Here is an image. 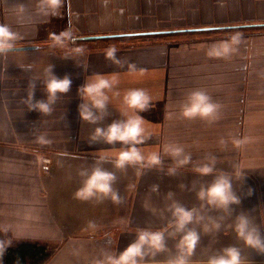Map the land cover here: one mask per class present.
Listing matches in <instances>:
<instances>
[{
	"label": "crops",
	"instance_id": "obj_1",
	"mask_svg": "<svg viewBox=\"0 0 264 264\" xmlns=\"http://www.w3.org/2000/svg\"><path fill=\"white\" fill-rule=\"evenodd\" d=\"M42 5L0 0V25L18 35L16 47H32L0 56V228L49 244L44 264H99L142 231L161 233L162 246L140 264H172L181 254L187 264H208L227 248L239 252L240 264H264V246L248 245L237 230L245 217L264 242V0H62L56 14ZM171 30L182 31L80 39ZM111 47L119 63L107 58ZM50 64L57 78H70V90L51 113L29 111V81H36L34 102L45 99ZM97 76L112 87L108 115L94 125L80 119L78 90ZM132 89L147 91L150 110L126 105ZM197 90L220 106L214 118L182 116ZM137 115L144 159L116 168L121 145L93 143L90 134ZM97 166L116 176L119 202L74 198L81 172ZM204 166L212 171H198ZM220 176L239 203L225 208L199 198ZM177 206L193 211L182 231ZM189 231L198 237L190 253L181 247Z\"/></svg>",
	"mask_w": 264,
	"mask_h": 264
},
{
	"label": "clouds",
	"instance_id": "obj_2",
	"mask_svg": "<svg viewBox=\"0 0 264 264\" xmlns=\"http://www.w3.org/2000/svg\"><path fill=\"white\" fill-rule=\"evenodd\" d=\"M51 10L53 14L58 13L62 6V0H43V5ZM18 35L13 32L8 26L0 25V56L7 55L14 51ZM117 49L111 47L107 50V58L119 63L116 59ZM130 70H135V65H129ZM71 80L67 76L60 79L53 74V68L50 64L45 70V79L43 81V93L45 99L34 102V92L36 81H29L31 91L27 95L24 103L28 106L29 111H36L40 114H49L53 110V105L56 103L60 95H65L69 92ZM112 87L111 81L103 76H97L95 80H86V83L78 90V94L82 93L81 98L83 103L79 106L80 119L89 124H99L108 115L107 109L108 97L105 93L106 89ZM85 98L87 102H85ZM125 103L128 107L145 112L150 110L151 97L144 89L129 90L125 97ZM219 105L212 102L211 98L203 91H194L189 97V103L182 109L184 118H194L199 116L204 119H212L219 110ZM143 117L137 115L134 119H125L113 121L107 127H96L90 134V139L93 143L103 142L108 145H121V151L114 161L116 168H125L129 165H134L143 161L137 145L142 144V123ZM182 149L176 148L172 151L174 156H179ZM187 161L180 160L183 164ZM153 164L159 163L158 156H152ZM198 171L207 174L212 171L208 166H204ZM83 177L82 186L74 193V198L78 200H102L110 197L113 201L119 202V194L112 188V184L116 180L114 173L105 170L102 167H93L89 172L87 170L81 172ZM199 198L206 201L210 205L227 208L231 204L239 203L238 198L232 192V186L229 178L220 176L207 188L199 192ZM174 222L178 231L185 229L193 220V211L187 210L182 206L175 207L173 212ZM237 230L241 237H244L245 242L252 247H262L264 242L258 234L254 235V230L248 228V220L245 217L239 218ZM198 237L195 232L189 231L184 236L181 247H187L190 253L194 247ZM162 246V234L142 231L137 239L132 242L123 252L117 256L108 255L99 264H140L148 249H159ZM172 264H187L185 256L181 254ZM208 264H240L239 252L235 248H227L219 256L211 257Z\"/></svg>",
	"mask_w": 264,
	"mask_h": 264
},
{
	"label": "trees",
	"instance_id": "obj_3",
	"mask_svg": "<svg viewBox=\"0 0 264 264\" xmlns=\"http://www.w3.org/2000/svg\"><path fill=\"white\" fill-rule=\"evenodd\" d=\"M52 251L47 243L17 240L0 228V264H44Z\"/></svg>",
	"mask_w": 264,
	"mask_h": 264
},
{
	"label": "water",
	"instance_id": "obj_4",
	"mask_svg": "<svg viewBox=\"0 0 264 264\" xmlns=\"http://www.w3.org/2000/svg\"><path fill=\"white\" fill-rule=\"evenodd\" d=\"M182 30H171V31H158V32H149V33H131V34H114V35H92V36H85L81 37L80 39H85V40H95V39H105V38H113V37H124V36H129V35H136V34H160V33H172V32H179ZM32 48V47H28ZM27 47H15V50H20V49H28Z\"/></svg>",
	"mask_w": 264,
	"mask_h": 264
},
{
	"label": "built area",
	"instance_id": "obj_5",
	"mask_svg": "<svg viewBox=\"0 0 264 264\" xmlns=\"http://www.w3.org/2000/svg\"><path fill=\"white\" fill-rule=\"evenodd\" d=\"M71 41L73 40V38L70 39Z\"/></svg>",
	"mask_w": 264,
	"mask_h": 264
}]
</instances>
